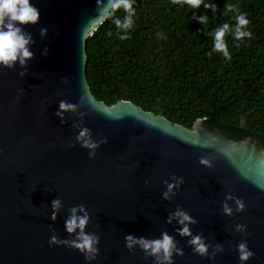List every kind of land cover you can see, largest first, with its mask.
I'll return each mask as SVG.
<instances>
[{
    "label": "water",
    "instance_id": "95a60500",
    "mask_svg": "<svg viewBox=\"0 0 264 264\" xmlns=\"http://www.w3.org/2000/svg\"><path fill=\"white\" fill-rule=\"evenodd\" d=\"M31 3L40 11L38 22L24 29L33 38V56L26 68L0 67V264H89L79 250L48 243L53 235L75 237L65 221L77 205L90 217L85 231L100 238L91 264H155L139 246L130 252L125 236L156 239L162 232L183 251L173 254V264H240L235 246L242 240L254 253L246 264H264L259 139L235 140L203 120L189 129L130 101L108 106L96 100L86 78V41L102 25L87 31L96 0ZM41 28L47 30L43 36ZM62 100L76 110L57 116ZM80 128L89 129L94 142L106 141L94 158L76 139ZM197 134L200 145L192 143ZM229 145L235 162L222 154ZM201 158L210 166L201 165ZM173 176L183 183L164 199V182L175 183ZM228 195L243 200L246 209L237 212ZM56 199L61 206L53 220ZM224 203L233 215L224 214ZM177 206L197 221L189 225L193 235L223 246L215 260L194 254L191 237L179 235L175 219L168 222ZM237 224L246 232H237Z\"/></svg>",
    "mask_w": 264,
    "mask_h": 264
},
{
    "label": "trees",
    "instance_id": "16d2710c",
    "mask_svg": "<svg viewBox=\"0 0 264 264\" xmlns=\"http://www.w3.org/2000/svg\"><path fill=\"white\" fill-rule=\"evenodd\" d=\"M204 2L217 11H191L183 0H134L127 40L113 23L126 15L117 10L86 41L90 91L108 106L130 101L189 129L203 120L235 140L258 138L264 147V0ZM225 4L247 14L251 38L234 39V14L225 15ZM205 15L206 24L193 19ZM224 23L231 60L213 51L214 30Z\"/></svg>",
    "mask_w": 264,
    "mask_h": 264
},
{
    "label": "clouds",
    "instance_id": "9594fccd",
    "mask_svg": "<svg viewBox=\"0 0 264 264\" xmlns=\"http://www.w3.org/2000/svg\"><path fill=\"white\" fill-rule=\"evenodd\" d=\"M173 4L181 3V0H172ZM97 15L91 18L88 22L87 31L95 26L103 24L106 20L113 17L117 10L123 9L126 15L123 20L116 18L113 20L117 29L125 31L124 35L119 37L120 40H127V30L130 29L133 24V16L135 15V9L133 8L134 0H96ZM183 4L191 6L190 10H199L201 6L207 11L211 10L213 13L217 11L216 5L213 3H205L204 0H183ZM233 13L235 18V28L232 32L234 39L238 42H242L245 38H251L252 33L247 29V25L250 21L247 19L246 13H241L236 5L225 4V15ZM40 18V11L35 7L31 0H0V67L12 69L18 63L22 68H26L27 62L32 58L33 53L30 50V45L34 43L30 33L24 29L27 26L35 25ZM197 19L201 24L208 22V17L200 16L193 17ZM230 24L224 23L222 27H218L214 30V46L213 51L222 53L226 60H231L227 44L225 42V34L229 32ZM46 29L41 28V36L46 33ZM86 31V32H87ZM107 35L111 36L112 33L109 31ZM159 36V34H157ZM211 55V53H209ZM25 73L20 72L19 75L23 76ZM91 104V101H89ZM77 105L66 101H60L59 109L56 113L57 116H62L64 112L75 111ZM243 126V121H241ZM77 141L81 143L83 148L89 149V158H94L96 155V149L100 143L106 141H100L99 143L94 142L91 139V132L87 128H80ZM194 145H200V138L197 134V138L192 141ZM74 147V145H71ZM208 146V142L205 141L204 145ZM222 154L229 159L231 162L234 161V148L227 146L223 148ZM199 163L204 166H210V161L201 158ZM264 163V162H262ZM175 183H169L165 181L167 191L163 193L164 199H170L172 195H175L174 189L179 188L183 183L182 178L172 177ZM226 200H234L236 204V211L243 212L246 209V204L243 200L233 197L231 195L226 196ZM61 201L59 199L52 201V219L56 218V211L60 208ZM222 209L225 215H233V210L228 206L227 203L222 205ZM82 213V214H78ZM89 214L86 211L84 205H77L70 209V215L65 221V228L68 233H75V237L70 240H59L55 235L51 236L48 243L51 247L54 244L67 245L69 248L79 250L84 254L85 260L91 264V261L95 260L98 256L99 249L97 247L99 243V236L88 233L85 231L86 225L89 223ZM175 219L181 228L179 229L180 236L191 237L188 241L189 245L192 246L194 254L201 257H206L211 260H215L216 254L223 252V246L220 244L209 245L205 242L201 235H193L190 231L189 225L197 223L192 217L185 212L181 207L177 206L173 213L169 214L168 222ZM78 230V231H77ZM246 226L243 224L236 225L237 232H246ZM125 243L127 249L131 252L134 247L139 248L144 252V257H153L155 264H173V254L183 255V251L177 247L175 238L170 236L167 232H162L160 238L146 239L143 237L137 238L133 235L125 236ZM212 247L214 250L211 256L208 255L209 248ZM236 251L239 255L240 264H246L253 256L254 253L249 250L246 240L240 241L236 246Z\"/></svg>",
    "mask_w": 264,
    "mask_h": 264
}]
</instances>
